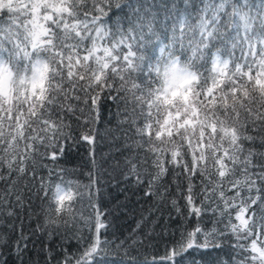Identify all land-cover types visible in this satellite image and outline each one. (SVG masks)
<instances>
[{"label":"snow or ice","instance_id":"snow-or-ice-1","mask_svg":"<svg viewBox=\"0 0 264 264\" xmlns=\"http://www.w3.org/2000/svg\"><path fill=\"white\" fill-rule=\"evenodd\" d=\"M104 2L93 0V9L100 5L98 11L103 14ZM107 3L109 5L111 0ZM4 13L8 15V26L5 28L0 24V39L12 44L10 51L13 55L7 60L0 58V151L12 157L8 160L9 169L15 167L19 173L26 174L24 165L36 151L37 140L51 143L57 136L62 137L63 125L51 120L50 106L56 105L61 93L67 96L65 81L73 90L79 87L87 96L96 88L116 87L113 78L119 76L122 83L118 91L128 92L127 85L131 82L133 108L127 114L129 120L126 122L139 137L137 146L147 145L141 162H129V172L138 178V183H142L140 178L147 175L149 190L145 195H158L162 203H168L170 188L164 183V178L171 173L179 196L184 199L185 207L190 209L189 214L198 217L190 231H182L180 239L174 240L171 250L166 244L163 257L154 258L147 264H168L188 249L207 247L209 243L217 246L215 241L223 232L215 226L216 220L207 231L201 227L206 211H211L213 217L227 218L225 230L235 236L236 248L245 253L239 264H264V164L259 165L258 174H251L253 154L244 155V142L253 140V136L247 134L249 120L253 127L258 125V133L264 140V111L260 110L264 109V89L256 83L264 81V42L249 47L248 55L252 59L245 58L244 63L213 54L210 69L212 86H207L208 78L202 79L190 65L181 67L179 59H171L158 86L154 87L157 80L153 79L149 85L141 87L124 75L139 66V57L131 44H126L128 51L122 54L116 49L125 42L123 38L113 41L109 47L97 45V40L105 39L109 34L96 26L97 16L93 15L89 21L85 14V18L80 19L77 0H0V20ZM73 20L76 22H70ZM214 24V20H203L199 40L189 41L188 48L193 58L203 55L207 41L215 32ZM186 38L184 28H181L179 36L173 35V41L182 48ZM69 40L75 42L68 43ZM84 41H91L92 46L85 47L87 54L81 57L79 48ZM98 51L103 55L98 56ZM165 51V47H161V57ZM167 56L175 57L170 52ZM13 57L19 58L24 64L23 69L16 66ZM92 61L96 65L94 69L90 66ZM149 72L152 74V67ZM108 73L112 74L111 77ZM109 79H113L111 84ZM223 81L231 83V96L225 94L221 99L230 98L232 104L230 109L226 107L221 113H226V118L220 119L216 115L218 108L209 109L202 105L211 101L216 92H223L220 87ZM250 87L254 89L253 97L248 95ZM136 92L141 95L137 96ZM237 101H240L239 107ZM95 102L93 98L92 103ZM242 110L246 119L241 124L239 113ZM233 116L235 122L230 123ZM4 162L5 158L0 157V166ZM240 169L242 178H236ZM197 176L201 178L199 192L194 183ZM43 180L41 177L37 195L45 189L52 192L47 205V222L57 223L64 215L73 217L74 195L71 189L56 184L53 191V186L44 184ZM226 185L230 187L226 188ZM87 187L90 189L91 184ZM22 199V195H18L17 203ZM43 199H49L47 193ZM198 199L199 207L196 204ZM89 202L91 204V197ZM170 203L177 214L183 216L177 199L173 198ZM53 213L59 215L53 217ZM80 219L88 229V236L85 238L83 230L77 229L81 233L78 242L86 247L78 257H65L66 264H73V259L75 264H89L94 254L106 253L110 247L107 238L101 239L110 228V222L106 221L103 213L95 210L94 214L81 215ZM143 222L137 225L138 231ZM64 223L67 226L68 221ZM157 226L161 228L159 233H156ZM168 226L167 223L158 225L153 221L144 232L143 240L150 242L154 235L162 238L168 234ZM22 238L27 240L23 234Z\"/></svg>","mask_w":264,"mask_h":264},{"label":"trees","instance_id":"trees-1","mask_svg":"<svg viewBox=\"0 0 264 264\" xmlns=\"http://www.w3.org/2000/svg\"><path fill=\"white\" fill-rule=\"evenodd\" d=\"M92 5L93 0H77L80 19L83 20L85 14L89 21L93 15L98 17L96 26L109 34L105 39L97 40L101 48L109 47L113 41L123 38L125 42L116 49L122 54L128 51L126 44H131L139 57V66L124 75L141 87L149 85L154 79L149 69L161 57V47L166 49L164 56L170 52L181 63L190 65L202 79L208 78L207 86H212L210 69L213 54L244 63L245 58L252 59L248 55L249 47L264 42V0H111L109 5L105 0L103 14L98 11L100 5L96 9ZM205 19L215 21V32L207 41L203 55L193 58L188 43L192 39L199 40L200 25ZM181 28L185 29L187 37L183 48L173 41V35L179 36ZM92 35L95 36V33ZM7 42L0 40V58L5 60L13 55L9 47H5ZM91 46V41H84L79 48L80 56L86 55L85 47ZM96 54L102 56L103 52ZM13 58L16 66L23 69L24 64L19 58ZM90 66L94 69L95 62L92 61ZM108 75L111 77L112 74ZM113 79L116 87L96 88L87 96L79 87L73 90L65 81L67 96L61 93L56 105L50 106L51 120L63 125V135L52 139L51 143L37 140L36 151L24 165L26 174L19 173L15 167L9 169L8 160L12 157L0 151V157L5 158L0 166V176L3 177L0 179V264H66L65 257H78L86 247L78 242L81 233L77 229L83 230L85 238L88 236L81 215L87 217L95 210L103 213L106 221L110 222V228L101 237L102 240L108 239L110 247L106 253L94 254L89 264H147L154 258L163 257L166 244L171 250L174 240L180 239V233L190 231L195 226L198 217L189 214L190 209L185 207L184 199L179 196L171 173L164 178V183L170 188L168 203H162L158 195H145L149 190L147 175L140 178L142 183H138V178L129 172V162H141L147 145L142 148L137 146L139 137L126 122L129 120L127 114L133 108L131 82L127 85L129 91L124 92L117 90L122 83L119 76ZM113 79H109L110 84ZM217 79L223 80L222 77ZM256 83L264 89V81ZM220 87L223 92H216L214 98L205 101L202 106L218 108L216 115L225 119L226 113H221L225 112L226 107L230 109L232 100L221 97L225 94L231 96V83L223 81ZM136 95L141 93L136 92ZM248 95L254 96L252 87L248 89ZM93 98L95 104L92 103ZM239 103L237 101V107ZM245 119V111L242 110L239 123L242 124ZM229 122H235V116ZM248 127L247 134L252 135L253 140L244 142V155L249 152L253 154L254 163L250 173L258 174L259 165L264 164V140L258 133V125L253 127L249 120ZM86 136L89 138L85 139ZM20 151H24L23 142ZM241 172L242 169L237 171L236 178H242ZM41 177H44V184L53 186V191L56 184L71 189L74 195L73 217L64 215L57 223L47 222V205L52 192L45 189V192L37 195ZM194 183L199 192L201 178L197 176ZM90 184L89 189L87 186ZM228 187L230 185H226ZM46 193L48 200L43 199ZM18 195L23 197L21 203H17ZM229 195L232 193L229 192ZM173 198L177 199L183 216L172 208L170 202ZM196 204L199 207V199ZM57 215L53 213V217ZM65 220L68 221L67 226ZM143 220L138 231L137 225ZM214 220L218 221L215 226L223 232L215 241L217 246L209 243L207 247L188 249L168 264H239L245 253L236 248L235 236L225 230L228 223L226 217H213L211 211H206L201 227L205 231L211 229ZM153 221L158 225L167 223L168 234L162 238L154 235L150 242H146L143 240L144 232ZM160 231L161 228L157 226L156 233ZM22 234L27 240L22 238ZM201 239L203 241V237Z\"/></svg>","mask_w":264,"mask_h":264},{"label":"clouds","instance_id":"clouds-1","mask_svg":"<svg viewBox=\"0 0 264 264\" xmlns=\"http://www.w3.org/2000/svg\"><path fill=\"white\" fill-rule=\"evenodd\" d=\"M171 59H178L177 57L169 58L167 55L164 57H160L156 63L152 66V75L153 78L157 80V84L154 87L158 86L160 82H162V76L166 69V67L171 62ZM179 64L181 67L185 66L184 63H181L179 60Z\"/></svg>","mask_w":264,"mask_h":264},{"label":"rangeland","instance_id":"rangeland-1","mask_svg":"<svg viewBox=\"0 0 264 264\" xmlns=\"http://www.w3.org/2000/svg\"><path fill=\"white\" fill-rule=\"evenodd\" d=\"M5 14H7V13H4V15H3V19L2 20H0V24H2L5 28L8 26V16L6 17L5 16ZM1 41H4V40H2V39H0ZM6 48H8L9 47V49L8 50H11V48H12V44H10L9 42H7V45L5 46ZM16 58V57H15ZM17 59V58H16Z\"/></svg>","mask_w":264,"mask_h":264}]
</instances>
